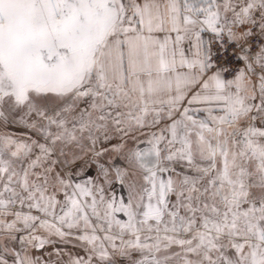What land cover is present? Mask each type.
Wrapping results in <instances>:
<instances>
[{
  "label": "snow or ice",
  "instance_id": "1",
  "mask_svg": "<svg viewBox=\"0 0 264 264\" xmlns=\"http://www.w3.org/2000/svg\"><path fill=\"white\" fill-rule=\"evenodd\" d=\"M0 264H264V0H0Z\"/></svg>",
  "mask_w": 264,
  "mask_h": 264
}]
</instances>
